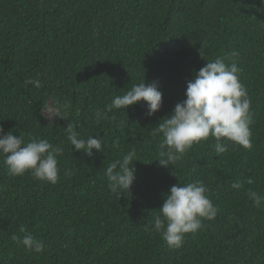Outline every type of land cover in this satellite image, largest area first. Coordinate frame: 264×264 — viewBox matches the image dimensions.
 <instances>
[{
  "label": "trees",
  "instance_id": "obj_1",
  "mask_svg": "<svg viewBox=\"0 0 264 264\" xmlns=\"http://www.w3.org/2000/svg\"><path fill=\"white\" fill-rule=\"evenodd\" d=\"M217 57L239 68L252 146L217 154L210 136L161 166L158 123ZM144 79L163 93L154 115L144 101L108 110ZM0 125L63 148L56 184L11 176L0 156V264H264V201L248 196L264 197V0H0ZM68 125L103 152L73 150ZM132 149L131 191L112 193L105 170ZM197 180L217 215L169 248L150 222L172 185ZM21 227L43 252L11 239Z\"/></svg>",
  "mask_w": 264,
  "mask_h": 264
},
{
  "label": "clouds",
  "instance_id": "obj_2",
  "mask_svg": "<svg viewBox=\"0 0 264 264\" xmlns=\"http://www.w3.org/2000/svg\"><path fill=\"white\" fill-rule=\"evenodd\" d=\"M201 55L202 48L200 49ZM239 68L236 63L227 64L223 57L207 61L206 65L196 71L194 78L187 81L185 99L178 102L172 113L158 123L156 131L162 133L157 159L161 166L173 165L181 155L194 143L206 140L210 136L216 141L214 150L217 154L228 151L224 140L239 144L244 148L252 146L250 115L251 100L240 82ZM25 86H40L38 79L28 78ZM147 103V115H154L162 106L163 93L157 82L146 83L145 79L133 84L123 95L116 96L108 105V110L128 109L138 102ZM57 116L65 118L57 113ZM67 139L75 151H83L93 155V151L103 152V140L99 136L80 138L71 125L67 127ZM63 154L61 146H53L46 139L33 138L25 141L23 136H16L10 130L5 133L0 125V156L7 172L11 176H21L26 172L34 179L51 184L58 182V156ZM135 149L121 158L111 162L105 176L108 188L112 193L119 194L131 191L136 178L134 160ZM247 183H253L248 178ZM232 188L238 189L240 183H233ZM249 198L259 206L264 197L255 191H249ZM217 208L207 195L203 181L187 184H174L166 193L164 203L159 208L151 230L159 233L169 248H180L185 234L196 233L202 225V219L213 220ZM23 237L13 234L11 239L29 250L41 253L44 250L42 241L21 227Z\"/></svg>",
  "mask_w": 264,
  "mask_h": 264
}]
</instances>
